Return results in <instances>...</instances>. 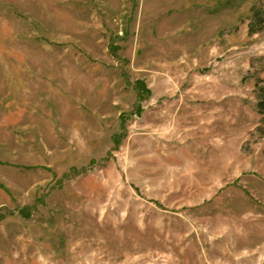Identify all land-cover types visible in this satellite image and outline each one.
<instances>
[{"label":"rangeland","instance_id":"rangeland-1","mask_svg":"<svg viewBox=\"0 0 264 264\" xmlns=\"http://www.w3.org/2000/svg\"><path fill=\"white\" fill-rule=\"evenodd\" d=\"M264 0H0V264H264Z\"/></svg>","mask_w":264,"mask_h":264},{"label":"trees","instance_id":"trees-1","mask_svg":"<svg viewBox=\"0 0 264 264\" xmlns=\"http://www.w3.org/2000/svg\"><path fill=\"white\" fill-rule=\"evenodd\" d=\"M260 31H264V9L262 7L255 6L253 8V16L250 24V34H255ZM260 112L264 113V100L258 103Z\"/></svg>","mask_w":264,"mask_h":264}]
</instances>
